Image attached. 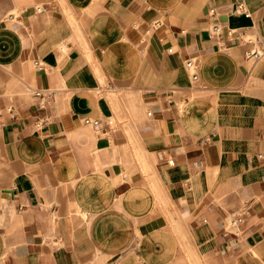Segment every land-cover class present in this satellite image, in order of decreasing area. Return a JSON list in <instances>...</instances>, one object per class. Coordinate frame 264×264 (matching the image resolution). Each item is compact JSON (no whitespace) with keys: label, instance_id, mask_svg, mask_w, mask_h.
<instances>
[{"label":"crops","instance_id":"crops-1","mask_svg":"<svg viewBox=\"0 0 264 264\" xmlns=\"http://www.w3.org/2000/svg\"><path fill=\"white\" fill-rule=\"evenodd\" d=\"M0 264H264V0H0Z\"/></svg>","mask_w":264,"mask_h":264},{"label":"built area","instance_id":"built-area-1","mask_svg":"<svg viewBox=\"0 0 264 264\" xmlns=\"http://www.w3.org/2000/svg\"><path fill=\"white\" fill-rule=\"evenodd\" d=\"M212 11L214 12V8H212ZM235 12L245 14L247 16L250 14L243 2H238L236 4ZM210 30L215 34H218L221 31V25L219 23H214L210 27ZM248 40H250V39H248ZM170 50H172V49H170ZM250 55H253L255 57H260L262 55V52L251 51ZM36 64H37V66L42 65L39 60L36 61ZM186 66L191 70V74H192L193 78H198L197 64H196L195 60L194 59L187 60ZM29 91L35 97L40 98L42 100V102H44L46 100V98L50 96V92L48 90L34 89V88L30 87ZM85 123L91 125L92 127H94L95 129H97L99 131L103 129V124L99 119L88 117V118H85ZM170 162L173 163V160H171ZM242 218H243V216L241 214H239L236 216L235 221L240 222V221H242Z\"/></svg>","mask_w":264,"mask_h":264}]
</instances>
